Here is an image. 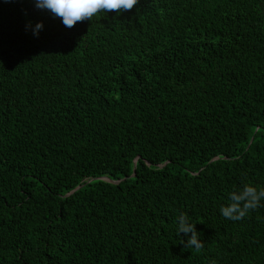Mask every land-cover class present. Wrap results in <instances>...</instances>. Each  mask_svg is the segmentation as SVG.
<instances>
[{
    "label": "trees",
    "instance_id": "16d2710c",
    "mask_svg": "<svg viewBox=\"0 0 264 264\" xmlns=\"http://www.w3.org/2000/svg\"><path fill=\"white\" fill-rule=\"evenodd\" d=\"M246 184L264 0H138L71 29L0 0V264H264V200L220 211Z\"/></svg>",
    "mask_w": 264,
    "mask_h": 264
},
{
    "label": "clouds",
    "instance_id": "9594fccd",
    "mask_svg": "<svg viewBox=\"0 0 264 264\" xmlns=\"http://www.w3.org/2000/svg\"><path fill=\"white\" fill-rule=\"evenodd\" d=\"M33 3L36 9L49 11L54 17L59 18L65 27L71 29L78 22L91 20L101 12L131 11L138 4V0H33ZM25 27L26 30L31 29L33 35L38 37L43 24L36 23L33 27L29 21ZM229 198L231 203L221 208V214L227 219L240 220L248 211L260 206V201L264 200V187L257 190L256 187L246 184L239 194L232 192ZM187 221L186 215L182 214L179 217L178 233H191L190 239L186 242L182 240V243H186V247L194 246L196 250H200L203 243L198 238L196 227Z\"/></svg>",
    "mask_w": 264,
    "mask_h": 264
}]
</instances>
